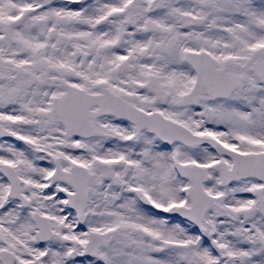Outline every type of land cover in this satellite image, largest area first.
Here are the masks:
<instances>
[{
  "label": "snow or ice",
  "instance_id": "1",
  "mask_svg": "<svg viewBox=\"0 0 264 264\" xmlns=\"http://www.w3.org/2000/svg\"><path fill=\"white\" fill-rule=\"evenodd\" d=\"M0 264H264V0H0Z\"/></svg>",
  "mask_w": 264,
  "mask_h": 264
}]
</instances>
